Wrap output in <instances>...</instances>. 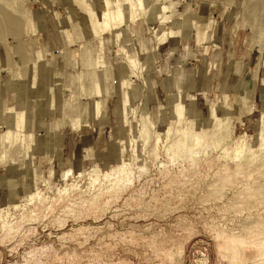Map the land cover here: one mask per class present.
Returning a JSON list of instances; mask_svg holds the SVG:
<instances>
[{"label":"rangeland","instance_id":"1","mask_svg":"<svg viewBox=\"0 0 264 264\" xmlns=\"http://www.w3.org/2000/svg\"><path fill=\"white\" fill-rule=\"evenodd\" d=\"M257 182L264 0H0V264H264Z\"/></svg>","mask_w":264,"mask_h":264},{"label":"bare ground","instance_id":"2","mask_svg":"<svg viewBox=\"0 0 264 264\" xmlns=\"http://www.w3.org/2000/svg\"><path fill=\"white\" fill-rule=\"evenodd\" d=\"M255 176H257V174ZM237 196L240 200L245 201L247 203L262 205L264 203V183L262 184V182H257L256 184L252 183V185L249 183V185H247L242 191H239ZM261 219L262 217L260 218V215H258L255 218L249 217L246 220H244L243 223L245 225L246 230L249 231L250 233L255 232L256 229L250 226L254 224H258V223L263 225ZM227 233L219 232L217 234V238L220 239L221 241L220 245L223 248H231L233 246H241L243 244L246 245L249 242V241H246L240 233H237L233 230H231L230 234H227ZM261 238L259 237L257 239H253L251 242H249V245L251 246L253 244L255 245L256 243H258L257 241Z\"/></svg>","mask_w":264,"mask_h":264}]
</instances>
